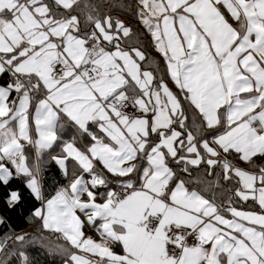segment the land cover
I'll return each mask as SVG.
<instances>
[{"label":"snow or ice","instance_id":"1","mask_svg":"<svg viewBox=\"0 0 264 264\" xmlns=\"http://www.w3.org/2000/svg\"><path fill=\"white\" fill-rule=\"evenodd\" d=\"M104 2L0 0V264H264V0Z\"/></svg>","mask_w":264,"mask_h":264},{"label":"trees","instance_id":"2","mask_svg":"<svg viewBox=\"0 0 264 264\" xmlns=\"http://www.w3.org/2000/svg\"><path fill=\"white\" fill-rule=\"evenodd\" d=\"M134 6V4H132ZM131 11V10H130ZM130 19L136 23V25L133 24V22L130 24L133 29L137 32H142L143 29L138 25L137 21L132 18L129 15ZM141 28V30H140ZM147 35H144L141 37L142 41H147L149 39V37L147 36V38L145 37ZM146 51L152 55L153 57H157V53L154 52V50L151 47H148L146 49ZM240 166L242 167H247L246 164H244L243 162H240ZM58 170L56 168V166L50 165L49 166V171H47L45 173V178H46V182L50 185H56L58 183L63 182L62 181V177H60L57 174ZM21 185V181L19 180H15L13 182V187H18ZM0 191H2V189H0ZM30 210L28 207L21 205L20 207H15L12 209H9L3 202L2 199H0V217H2L4 219V225L0 226V235H2L5 231L8 230V226L11 227L12 230L14 231H29L32 230L33 232L35 231V225L31 224L28 222V216H29ZM31 232V231H30ZM46 235H48L47 233H45ZM51 239H55V234L50 235ZM36 250H31V254H35ZM45 254H47V252L45 251ZM44 264V263H43ZM48 264H60L58 259H53L51 257H49V261Z\"/></svg>","mask_w":264,"mask_h":264},{"label":"rangeland","instance_id":"3","mask_svg":"<svg viewBox=\"0 0 264 264\" xmlns=\"http://www.w3.org/2000/svg\"><path fill=\"white\" fill-rule=\"evenodd\" d=\"M113 2V0H105L104 2V7L107 8L111 3ZM117 3L120 2V0H116ZM125 3H131L134 4L136 3V0H124ZM113 15H120V17L122 19H124L128 24H131L133 22L134 25H136V23L134 22V20L132 21L129 17V15H125L121 12H114ZM132 21V22H131ZM141 30V28H140ZM147 38V36H145ZM237 163L240 164L239 161H237ZM242 167V166H241ZM31 231V232H30ZM28 232L30 235L33 234L34 232L32 230L29 231H25ZM36 250L35 254H31V250ZM29 253L31 254L34 264H48L49 261V256L48 254H45V249L41 248L38 244L35 245H30L28 248Z\"/></svg>","mask_w":264,"mask_h":264}]
</instances>
